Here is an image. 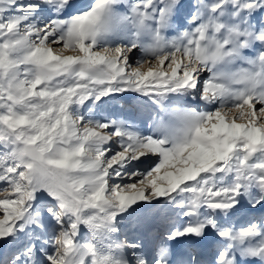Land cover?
Returning <instances> with one entry per match:
<instances>
[{"label": "snow or ice", "instance_id": "obj_1", "mask_svg": "<svg viewBox=\"0 0 264 264\" xmlns=\"http://www.w3.org/2000/svg\"><path fill=\"white\" fill-rule=\"evenodd\" d=\"M0 264H264V0H0Z\"/></svg>", "mask_w": 264, "mask_h": 264}, {"label": "rangeland", "instance_id": "obj_2", "mask_svg": "<svg viewBox=\"0 0 264 264\" xmlns=\"http://www.w3.org/2000/svg\"><path fill=\"white\" fill-rule=\"evenodd\" d=\"M175 35V33H171ZM66 54L72 55L73 53L70 50H66ZM142 55V51L138 50L135 53V58L138 59ZM146 70V66H145ZM139 101L137 99H130L127 102L125 100H116L112 101L109 104L105 105L102 109L98 110L100 116H107L108 113H111L114 118L117 119H126L129 122L134 124V127L144 131L147 128V125L143 123V114L138 108ZM180 107L188 105H176ZM149 162H145L143 167H147ZM246 213L241 211L236 216L232 218V223L239 226L240 224L245 223ZM150 222L145 225V227H150Z\"/></svg>", "mask_w": 264, "mask_h": 264}]
</instances>
